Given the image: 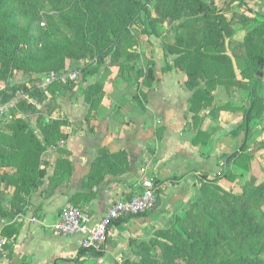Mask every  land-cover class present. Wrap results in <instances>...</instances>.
<instances>
[{
	"label": "trees",
	"instance_id": "trees-1",
	"mask_svg": "<svg viewBox=\"0 0 264 264\" xmlns=\"http://www.w3.org/2000/svg\"><path fill=\"white\" fill-rule=\"evenodd\" d=\"M151 1L0 0V14L5 19H26L29 16L27 34H32V37L24 34L18 37L0 33V81L6 80L11 73L21 52L19 44L23 38L36 47H44L53 35L69 36L75 44L70 56L82 59L93 54L100 64H104L109 56L111 64L122 58L129 62L137 59L138 56L131 51L139 44L133 27L150 14ZM233 1L158 0L156 5L161 20L186 18L179 25L174 46L178 54L175 67L186 74V86L194 91L189 100V112L194 126L201 124L193 140L195 144H207L203 140L209 137L211 130L202 128L204 119H211L214 123L220 117L222 108H211L217 86H225L228 90L249 89L248 105L243 107L244 117L237 129L230 133L232 138L241 136L242 143L246 142L252 133L251 126L264 121V97L258 93L264 76V40L252 37L264 26V16L251 18L246 11L235 13L231 8ZM240 1L246 6V0ZM234 24L246 28V35L232 57L227 53V39ZM238 51L242 52L238 54ZM260 71L262 77L258 76ZM143 76L148 82L155 80L154 73L149 78V70ZM99 89L101 86L90 87L88 91L93 93ZM25 91L44 108L47 99L40 91L36 88ZM28 108L37 116L36 126L41 137L22 120L11 125L12 135L0 131V137L6 139V144L3 140L0 142V183L12 189L10 205L17 211H23L29 197L43 186L48 176L49 163L44 159L48 149L59 147L69 138L65 130L70 126L67 119H53L52 114L42 112L35 105ZM247 124L249 135L246 138ZM245 145L234 157L236 161L243 155L252 159L246 153ZM64 164L70 167V162L61 160L56 170H65ZM128 167L127 153L112 154L101 149L87 184L94 186L107 174L122 175ZM159 183L155 180V184ZM199 192L198 201L191 204L184 215L177 216L170 229L159 231L155 239L141 245L149 254L143 256L139 264H264V181L259 183V178L252 176L242 192L236 194L223 189L219 180L203 178ZM3 194L0 188V217L13 219V213L3 205ZM16 233L13 224L6 225L2 231L8 240ZM157 248L160 254L150 255V249L155 252ZM85 253L103 256V253L83 249Z\"/></svg>",
	"mask_w": 264,
	"mask_h": 264
},
{
	"label": "crops",
	"instance_id": "crops-1",
	"mask_svg": "<svg viewBox=\"0 0 264 264\" xmlns=\"http://www.w3.org/2000/svg\"><path fill=\"white\" fill-rule=\"evenodd\" d=\"M246 1L254 6L249 3V8L253 7L256 13L264 15V0ZM256 38L263 39L264 32H256ZM154 76L153 82L140 81L134 88L146 96L144 106L132 97L125 106L102 105L95 111V116H90L92 106L80 98L79 103L61 105V110L53 114V119L69 118L70 126L65 127L69 138L59 147L48 149V176L43 186L29 197L23 211L10 205L13 191H7L10 202L4 206L14 218L4 220L13 223L17 233L10 240V247L6 248V257L0 258V264L137 262L140 246L155 239L159 231L170 228L176 214L198 194L203 178L219 180L223 187L227 184L226 175L233 170L226 160L233 153H240L242 143L241 136L232 138L230 133L237 129L243 117L221 110L219 123L206 128L211 130L209 137L203 140V143L207 142L206 146L195 144L193 140L198 129L189 112L192 92L186 88V74L175 70L164 74L156 70ZM237 76L241 80L238 71ZM262 81L264 85V76ZM235 90L237 88L231 92L237 95ZM235 100L234 111L248 105L246 98ZM206 113L209 114L210 110ZM256 129L259 130L257 136L264 140V121ZM37 135L41 137L40 131ZM234 146L238 147L237 150L233 149ZM101 149L112 154L127 153L129 167L122 175L107 174L101 182L90 186L87 178ZM256 156L264 165V151L257 152ZM61 160L70 162V167L64 164L66 169L58 172L56 165ZM145 166L149 167L153 178L160 181L156 184V192L161 205L139 217L118 221L102 257L83 254L80 236L62 237L55 233L53 225L68 206L85 209L96 222L115 201L139 193L140 170Z\"/></svg>",
	"mask_w": 264,
	"mask_h": 264
},
{
	"label": "rangeland",
	"instance_id": "rangeland-1",
	"mask_svg": "<svg viewBox=\"0 0 264 264\" xmlns=\"http://www.w3.org/2000/svg\"><path fill=\"white\" fill-rule=\"evenodd\" d=\"M203 1L210 3L213 0ZM215 1L220 3V0ZM249 3L253 6L251 2L246 1L244 4L246 6H243L240 0H235L232 2V11L235 13H243L246 11L245 14L251 18H255L257 15L264 16L256 13V10L253 9L254 6L249 8ZM157 4L158 0H152L150 3V14L144 16L133 27L135 35L139 38V44L131 51L138 58L130 62L126 58H122L116 64H111V57L109 56L104 64H100L93 54H89L82 59H75L70 56L74 51L75 44L69 36L53 35L44 47H36L34 43L30 44L24 41V38L20 40L21 52L17 56L16 63L11 73L7 76V79L0 81V108L2 109L0 110L1 133L8 132L9 135H12L11 125L22 120L23 122H28L32 130L36 134H39L35 123V115L32 114L28 107L35 105L41 108L42 105L37 102L34 96L28 94L25 91L26 89L36 88L46 97L45 106L41 110L44 113L52 114V116L55 112L61 110V105L79 103L80 98H83L82 101L85 104L92 106L90 116L91 114L95 116V111L102 105L105 107L108 105L111 107L112 105L116 107L119 105L125 106L132 97L140 106H144L146 96L144 93L139 94V92H136L137 90H134L135 87H138L140 81L148 83L143 73L153 69V72L157 70L159 73L164 74L173 70H180L175 67L178 54L174 51V46L180 31L179 25L186 21V18L176 20L169 17L166 20H161L160 13L156 11ZM40 15L42 16V13ZM29 19L28 16L26 19L13 18L7 20L4 15L0 14V33L7 32L8 34H16L18 37L24 34L32 37V34H27L30 28ZM230 31L232 34L227 39V53L233 57L232 54H235V49L241 46L246 35V28L234 24L231 26ZM258 31L264 32V26L252 35L254 39L260 40L256 38V32ZM36 35L38 34L36 33ZM241 52L238 51L236 53L240 54ZM139 70L143 72H139ZM180 72L182 71L180 70ZM51 73L57 74L58 79L46 85L45 79ZM74 75H77V77L73 78ZM259 77H262V74ZM262 82L259 85L258 93L264 97V85H262ZM97 86H101V89L94 90L93 93L88 91L90 87L94 88ZM186 88L190 90L187 86ZM52 91H54L53 94ZM219 91H221L220 94ZM191 92L193 96L194 91ZM235 92L237 95L225 86H217L214 96L215 102L211 108L219 106L222 110H229L232 114L244 117L243 108L239 111H234L232 105H236L235 101L237 100L235 99H238V97L247 99L249 89H237ZM227 99H230V102H226ZM225 102L226 104H224ZM202 115L203 113L201 117H203ZM218 119L213 122L219 123ZM67 121L70 123L69 118ZM209 123H211V119H204L202 128L206 130L208 125H213V123ZM259 123H254L251 126L254 134L246 142L240 144V148L243 147L244 143L246 144L244 149L252 159L248 160L243 155V158L237 161L234 158L230 160L233 171L232 173L228 172L226 175V178L227 176L228 178L227 184L224 187L219 183L223 189L239 194L242 192L246 181L252 176L258 177L259 183L264 181V165L261 158L256 156L257 152L264 151V140L257 136L259 130L256 128ZM200 127L201 124H197L196 128L199 129ZM2 140L6 144V139L0 137V142ZM238 147L234 146L233 149L237 150ZM46 158L47 153L44 159L46 160ZM239 174L241 178H239ZM0 188L4 192L3 205L9 204L10 199L7 191L10 188L1 183ZM199 197L200 192L187 203L181 212L176 214L175 220L177 216L184 215L186 209L191 204L197 202ZM149 252L150 255H159L160 249L157 248L155 252L150 249ZM148 254L143 250V246H140L138 261L134 263L128 262V264H139L142 257Z\"/></svg>",
	"mask_w": 264,
	"mask_h": 264
},
{
	"label": "built area",
	"instance_id": "built-area-1",
	"mask_svg": "<svg viewBox=\"0 0 264 264\" xmlns=\"http://www.w3.org/2000/svg\"><path fill=\"white\" fill-rule=\"evenodd\" d=\"M74 75L73 78H76ZM58 79V75L51 73L45 84L49 85ZM40 107V106H39ZM0 110H2L0 108ZM141 191L128 199L115 201L109 210L94 222L85 209L68 206L60 214L58 221L53 225L56 234L62 237H81V247L88 251L104 253L109 236L115 224L127 217H137L152 211L156 207L157 192L153 176L149 167L141 170ZM13 223H7L0 217V258L6 257V247L10 240L2 235L3 228Z\"/></svg>",
	"mask_w": 264,
	"mask_h": 264
},
{
	"label": "water",
	"instance_id": "water-1",
	"mask_svg": "<svg viewBox=\"0 0 264 264\" xmlns=\"http://www.w3.org/2000/svg\"><path fill=\"white\" fill-rule=\"evenodd\" d=\"M152 73H153V72L150 70V71H149V78L152 77ZM261 74H262V71H260V72L258 73V76H260ZM248 135H249V126H248V124H247L246 138L248 137ZM238 154H239V151H237V152L233 153L232 155H230V156L227 158V160H226L227 164L230 162L231 159H233L234 157H236ZM160 205H161V201L159 200V202H158L157 205H156V209H158V208L160 207Z\"/></svg>",
	"mask_w": 264,
	"mask_h": 264
}]
</instances>
